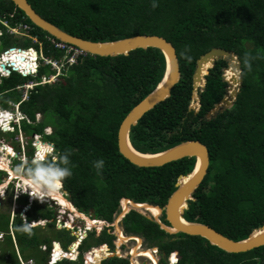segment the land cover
<instances>
[{"label":"trees","instance_id":"trees-1","mask_svg":"<svg viewBox=\"0 0 264 264\" xmlns=\"http://www.w3.org/2000/svg\"><path fill=\"white\" fill-rule=\"evenodd\" d=\"M28 2L47 21L85 40L113 42L136 35H157L172 43L180 62L181 81L168 100L132 128L134 148L142 154H158L188 141L205 144L210 152V167L194 195L195 200L190 201L185 219L210 226L234 241L247 239L254 230L264 226V0H157L159 6L155 9L151 0ZM5 23L12 27L22 23L30 25L31 34L40 37L44 44L45 56L62 58V53L49 50L45 36L52 37L33 25L11 0H0V30L3 31L0 53L17 47V39L7 33ZM25 45L20 47L40 48L32 39H27ZM214 48L233 51L239 56L243 87L234 107L208 120L207 113L226 94L225 61L217 62L206 77L199 114L190 111V102L197 60ZM17 54L16 50L9 52L3 64L13 66L14 63L26 75L36 71L31 62L34 57L20 54L28 60L20 64ZM0 71H3L1 65ZM165 71L166 61L158 49H140L117 57L87 54L80 56L77 64L67 67L56 84L35 87L26 101L19 88L31 81L40 83L43 76L55 72L44 65H40L36 77H24L12 71L0 79V105L4 110L19 105L28 118L20 125L26 138L42 136L44 142L53 144L55 152L70 153L72 176L64 181V190L80 212H93L96 219L112 222L123 199L165 207L177 190L179 177L188 176L195 169L196 158L141 169L125 159L118 149L121 123L156 89ZM227 79L233 83L232 71L227 73ZM38 114L42 115L40 122H37ZM10 122L0 118V125ZM47 127L53 129L51 135H45ZM0 133L11 136L12 140L19 136L18 128L16 133L2 130ZM31 142L32 139L31 151L27 153L30 159L35 152ZM45 145L39 144L38 150ZM14 148L21 152L19 143ZM101 159L104 166L98 170L93 162ZM0 174L4 173L0 171ZM13 198L11 191L6 200L11 202ZM18 202L27 206L28 197L22 196ZM155 210L157 215L161 213ZM55 213L54 209L36 201L26 213V222L51 221ZM165 218L164 215L162 221L169 226ZM6 223L5 231L0 230L3 235L0 264H21L20 257L25 262L31 260L32 264H48L52 242L74 241L69 231L57 229L55 221L44 227L50 236L41 226L23 231L19 215L13 220L9 216ZM123 225L127 235L141 237L149 247L158 249L159 264H168L172 254L171 258L176 260L178 255L177 264H264V247L229 254L201 237L171 235L136 211L125 216ZM104 239L113 240L114 236L107 230L94 240L101 245ZM78 246L72 245L70 252L75 253ZM42 247L48 250L43 251ZM81 249L91 248L87 249L85 242ZM109 253L105 247L95 248L88 258L99 264L111 256ZM62 258L63 252L57 248L54 261ZM58 264H69V261ZM102 264H130V261L114 257Z\"/></svg>","mask_w":264,"mask_h":264},{"label":"water","instance_id":"water-1","mask_svg":"<svg viewBox=\"0 0 264 264\" xmlns=\"http://www.w3.org/2000/svg\"><path fill=\"white\" fill-rule=\"evenodd\" d=\"M11 1L37 28H40L59 41L78 47L87 54L100 57L128 56L133 51L150 48L158 49L163 53L166 61L164 77L156 89L136 105L121 123L118 131V149L125 159L141 169L163 167L185 158H196V166L194 171L188 176L179 177L176 184L177 190L172 194L166 206L163 208L155 204H139L130 199H123L122 201H128L135 206L134 208L131 207L127 213H124L122 209L124 218L131 211H136L156 222L162 230L171 235L182 233L192 237H201L206 239L211 245L229 254L247 253L264 247V226L258 230H254L247 239L234 241L210 226L200 223H190L185 219L184 215L190 208V201L195 200L194 195L197 189L203 184L210 167V152L205 144L199 141H188L158 154H142L134 148L131 142L130 134L132 128L137 126L139 121L147 113L155 109L157 105L168 100L172 96L173 89L181 81L180 62L176 48L172 43L166 38L157 35H136L113 42H93L85 40L77 36H72L47 21L36 12L28 0ZM17 58L20 63H23L25 60L24 57L18 56ZM222 60L227 63V68L223 69V80L227 83L226 95L208 115V120H212L218 114L231 109L237 101L243 87V68L239 56L233 51L214 48L197 60L193 76V94L190 111H197L196 113L200 111L201 93L204 92L206 87V77L209 76L210 70L216 66L217 62ZM1 68L5 70L6 74L9 75L11 73V71L6 69L4 64H1ZM13 71H17V68H14ZM230 71L233 73L237 71L238 76L234 77L235 79L233 80L235 84L230 83L227 79V73ZM7 130L6 127L3 128L4 132ZM37 149H39V146ZM188 177L190 179L183 183L182 180ZM141 207H145L146 209L144 210ZM30 208L31 206L28 207V209ZM150 208L158 209L161 211V214L158 216L155 214L152 215ZM164 213L165 220L169 223V226L162 221Z\"/></svg>","mask_w":264,"mask_h":264},{"label":"clouds","instance_id":"clouds-1","mask_svg":"<svg viewBox=\"0 0 264 264\" xmlns=\"http://www.w3.org/2000/svg\"><path fill=\"white\" fill-rule=\"evenodd\" d=\"M151 6H152L153 9L158 7L159 5H158L157 0H151ZM4 26L6 27L7 33H9L11 35L20 36V37L27 38V39H32V38H28V37L22 36L21 33L20 34L12 33L11 29H13L15 26L12 27V26L6 25V24H4ZM2 35H3V31L0 30V36H2ZM36 38L38 39L37 42L34 39H32V40H33L34 43L38 44L39 47L42 48L41 50L40 49L37 50L34 47H30V48L12 47V48H9V49H7V50H5L3 52L4 55H8L9 52H11L13 50H16V52H18L17 55L27 53V54H29V56H31V58L34 57V60L31 61V62L36 67V71H32L31 73H29L27 75L24 74L22 71H14V72L20 73L24 77H28V76L36 77L38 75L40 65H43V56L45 55L44 54L45 51L43 50L44 44H43V42H42L40 37L36 36ZM45 38L49 42V44H48L49 45V50L57 52V50H55L52 47V44H51L52 42L51 41H52V39L57 41V42H62V41H59V40H57L54 37L50 38L49 36H45ZM3 54H1V55H3ZM34 55H36V56H34ZM246 62H247V60H246ZM44 66H46V65H44ZM71 66H73V65H69L67 63V66H66L65 69H67V67H71ZM50 67H51V71L55 72L54 74L51 73V75H49V76H43L40 83L35 82V81H31L32 83L29 82V83L25 84L23 87L19 88V89H22V91H23V97H22L23 101L28 100L30 92L33 89H35V87L39 86L40 84L41 85H51L52 84L51 82H49L51 80L50 78H56L55 74L58 72V70L54 69L52 66H50ZM6 69L12 72L14 68L13 67H11V68H7L6 67ZM4 72H5V70H4ZM62 74H63V71L60 72L59 75L57 76L58 80L62 77ZM7 76H8V74H7ZM3 77H6V75H4ZM55 83H57V82H55ZM30 84H32L31 87H30ZM25 95L27 96L26 99L24 98ZM190 105H191V102H190ZM15 106H18V108H19V105H15ZM15 106L13 105L14 108H15ZM6 111H8L7 113H9L10 115H12L14 117L13 118L14 121L12 120V122H11L12 124L9 125V127L14 128V131L7 130L6 132H4L3 131L4 127L2 128L3 124H1L0 130H2L4 133H7V132L16 133V130L18 128L19 135L22 134L21 130H20V124L24 120H26L28 118L20 111V109H19L20 113H19V111L17 112L15 110L12 111V112H11V110H6ZM21 116L24 117V118L21 119ZM5 127L8 129V126H5ZM49 129H51V128L49 127ZM46 130H48V128L45 129V131ZM51 131H52V129H51ZM51 134H52V132H50V134L45 133V135H51ZM31 139H32V142H34V136L31 137ZM32 142H31V146H32ZM41 143L47 144L48 146L45 145L42 150L34 152L33 156L31 157V159L29 161H27L24 164L16 165L12 171H13V174H14V176L16 178L15 181L16 182L18 181V184H19V187H18L17 191L15 192L16 195L19 196L20 194H23V196H27V197L30 196L31 198L35 199L37 202L39 201V202L43 203L46 200H49V199L52 200L54 196L59 195L60 190L63 187L64 181L67 178L72 176V170L69 167V164H70L69 155H70V153H68V152H64V153L55 152V149H54L53 145H51L49 143H46L43 140L40 141L39 144H41ZM33 148L35 150L37 149L35 147H33ZM103 166H104V161L102 159L93 162V167L98 169V170L102 169ZM73 167H74V165H73ZM0 171L3 172L4 174L6 173V174L9 175V173L6 170L2 171V169H1ZM3 187H4V185H0V189H3ZM0 197H2V195H0ZM4 198H5V195H4ZM22 219H24V221H27L23 217H22ZM95 221H98L97 223L106 222V221L99 220V219H96ZM32 224L33 223H31V224L23 223V226L21 227V229L23 231H29ZM39 226H41V225H39ZM63 230H66V229H63ZM55 246L56 245H53L52 250H50V258H49L48 264L51 261L52 251L54 249L56 250ZM70 253H71V255L74 254V253L72 254V252H70V251L63 252L64 258L61 259L59 262H55L54 264H58V263H60L62 261H65V260L78 262L79 261V255L74 254L75 257H76L75 259H72V258L68 259L67 258V255L70 254ZM89 253H87L86 255H88ZM83 262H84V260H83Z\"/></svg>","mask_w":264,"mask_h":264},{"label":"rangeland","instance_id":"rangeland-1","mask_svg":"<svg viewBox=\"0 0 264 264\" xmlns=\"http://www.w3.org/2000/svg\"><path fill=\"white\" fill-rule=\"evenodd\" d=\"M6 25H8V24H6ZM14 38L17 39V42H16V46L17 47H20V45L21 46H24L26 44L27 38H23V37H20V36H15ZM25 47H27V46L25 45ZM39 49L41 50L42 48L40 47ZM43 50L45 51V48L44 47H43ZM3 52L4 51H2L0 53V64H3L4 63L5 56H7V55H4ZM1 54H3V55H1ZM7 68H10V67H7ZM4 75L7 76V74L4 72V69H3V71H0V79ZM50 79L51 80L49 82L52 83L51 85H54L55 82H58L59 81L57 78H50ZM30 83H32V82H30ZM31 85L32 84H30V87H31ZM24 98L26 99L27 96L25 95ZM9 110H11V112L14 111V110L18 112L19 111V108L18 107H15V108L12 107ZM195 112H197V111H195ZM41 120H42V118H38V121H41ZM52 131H53V129H52ZM47 132L50 133L51 132V129L48 128V130H46L45 133H47ZM10 137L11 136H9V135H6L5 136V135H3V134L0 133V162L3 161V165L0 168L2 169V171H4V166H5V163H6V165H8V166L5 169H7L11 174H13V171L12 170L14 169V167L16 165H18V164H24V163H26L27 161L30 160L29 157L26 158V153H28L29 151H31V149H30V146H28V144H27L29 139H26L23 133L20 134L18 137H16L14 140H12ZM17 139H19V142L17 141ZM42 140L44 141V139H42ZM16 143H19L20 144L21 152H19V151H17L15 149L16 154H13L14 156H10L9 154H12V152H13L10 148L14 147V145H16ZM8 147H10V148H8ZM10 173H9L10 178H7L8 177V174H6V173L5 174H0V185H4L3 189H0V195H2V197H0L1 198L0 199V230H3V231H5V227H6V224H7L6 222H7V219H8L9 216L11 217L12 220L14 218H16L17 215H19L21 218L23 217V218H25L27 220L26 213L23 214V206H22L23 203L20 202L22 204L21 205V204L17 203V201H16L18 198H21L23 196V194H21L20 196H17L16 195L15 192L17 191V189L19 187V184H18V181L17 182L15 181L16 178H15L14 174L13 175H10ZM9 179H11V180H9ZM10 181H12V182H10ZM12 190L14 192V198L10 202V201H7L6 198L11 193ZM4 195H5V198H3ZM22 202H24V201H22ZM66 202H67V200H66ZM11 203H12V206L10 207ZM121 203L123 204V201ZM122 204H120L119 211L113 217L114 218L113 219L114 221L109 222L108 224H106V222L105 223L102 222V223H100V225L101 226L107 225L108 227L110 225L112 228H113V226H115V228H116L117 227L116 225H118L119 226V229H120V227L122 228V225H123L122 224L123 223V220L122 219H124L123 211L129 209V206L128 205H127V207H125V209H124V206L122 208ZM52 205H54V204L52 202H50V205H48V206H52ZM61 206L64 207V208H66L63 205H61ZM70 207H71L70 209H72V206H70ZM122 209H123V211H122ZM60 212H64V211L63 210H60V209L59 210L57 209L58 216L59 217H63L64 220L65 219L67 220V218H69L70 215H73L71 212H68V215H60L59 214ZM73 217H74V215H73ZM79 217L81 219H83V218L86 219L83 215H79ZM22 221H23V223L26 222V221H24V219H22ZM80 221L78 220V222H79L78 225L80 227H82V225H83L82 224V220H80ZM89 224H91V223L89 222ZM39 225H41L42 228L45 229V232H47V235L50 236L51 233L48 232L47 228H44L45 225L43 223H40L39 222V223H37L36 226H39ZM70 226L71 227H74V225H71V223H69L68 224V227H70ZM70 234H72V232H70ZM2 236L3 235L1 234L0 235V239H1ZM125 236L128 237V236H133V235H127V234H125ZM71 241H72L71 239H65V240H62L61 241L64 250H67L66 249L67 248V245H69V243ZM126 242H125L126 244L123 246V248H124V251L123 252L124 253H121V255H122L121 257H123V259H129L130 264H155L153 261L149 260L147 257H142L141 254H139L137 256L132 255V251H133V249H135V245L137 243L135 241H129V239ZM53 245L54 244L52 242V248H53ZM95 245H97L96 242L90 240L87 243V249H89L90 247L95 246ZM52 248H51V250H52ZM45 249L47 250V247H42V250L43 251ZM155 249H157V248L156 247H149L146 244V241L143 239L142 248L140 249V252L145 251V250H150V251L155 252L154 251ZM17 251H19L18 248H17ZM156 253L157 252H155V255H154L155 256V260L157 261L156 264H159V261L161 259V254H160V252H158L157 254ZM132 259H133V261H132ZM171 259H172L171 257L168 258V264L173 263L172 261H170ZM177 259H178V257H177ZM1 264H5V263H1ZM69 264H83V259H81L79 263H70L69 262Z\"/></svg>","mask_w":264,"mask_h":264},{"label":"built area","instance_id":"built-area-1","mask_svg":"<svg viewBox=\"0 0 264 264\" xmlns=\"http://www.w3.org/2000/svg\"><path fill=\"white\" fill-rule=\"evenodd\" d=\"M32 31H33V28L30 26V25H28V24H18L17 26H15L13 29H11V32L12 33H16V34H20L21 33V35L22 36H24V37H28V38H32V39H34L36 42L38 41V39L36 38V36H33L31 33H32ZM52 43V47L55 49V50H57V52H60V53H63V56H62V58L60 59V60H55V59H52V58H47V57H45V55L43 56V65H46V66H52L54 69H57L58 70V72L55 74V77L57 78V76L59 75V73L60 72H62V71H64V69L66 68V66H67V63L69 64V65H74V64H77V60H78V58L80 57V56H85V55H87V53L86 52H84L83 50H81V49H79L78 47H76V46H74V45H70V44H67V43H64V42H57V41H55V40H53L52 39V41H51ZM66 60V61H65ZM15 107H18V106H15ZM8 111H6V110H3V109H1V107H0V114L1 115H3V114H7V115H9L10 117H11V119L14 121V117L12 116V115H10L9 113H7ZM20 113V112H19ZM24 117H22L21 116V119H23ZM18 120V119H17ZM6 122H8V121H6ZM12 122V121H11ZM9 123V124H3V126H2V128L3 127H5V126H8V130H11V131H14V128H11V127H9V125H11L12 123ZM47 134H50V133H48L47 132ZM27 139V138H26ZM41 139H42V137L41 136H38V135H35L34 136V142H32V147H35V148H37V146H38V144L40 143V141H41ZM17 141L19 142V139H17ZM27 144H29V143H27ZM6 147V146H5ZM12 149V151H13V154H16V152H15V149L12 147L11 148ZM36 151H39L38 149H36L35 150V152ZM13 154H10V156H14ZM28 157V155H27V153H26V158ZM1 169V168H0ZM10 178V177H9ZM11 182V181H10ZM21 195V194H20ZM19 195V196H20ZM4 198V197H3ZM22 198V197H21ZM28 198H29V202H30V204L29 205H27V206H25L24 208H23V214H25V212L27 211V209H28V207L30 206V205H32V203H34L36 200L35 199H33V198H31L30 196H28ZM19 199V198H18ZM17 199V200H18ZM39 202V201H38ZM45 202H47V200L45 201ZM45 202H43V203H45ZM41 203V202H40ZM74 222H75V219H74V217H73V215H70L69 216V218H68V220H64L63 219V217H59L58 216V220H57V226H59L60 227V229H67V230H72V232L74 233V231H75V229H74V227H68V224L69 223H71V225H74ZM98 221H95L94 223H97ZM26 223V222H25ZM43 224H44V222H43ZM33 226H36V224L35 223H33L32 225H31V227H33ZM2 238V237H1ZM46 250V249H45ZM56 250L54 249L53 251H52V254H51V261H50V263L49 264H54L55 263V261H54V258H55V252ZM109 251V250H108ZM155 252H157L158 253V250L157 249H155L154 250ZM156 253V254H157ZM74 254H76V255H79V248L77 247V249L75 250V253ZM89 254H91V252L89 253ZM88 254V255H89ZM109 254H111V253H109ZM88 255H86L85 256V259H84V264H89V263H91V264H95L96 262H94V261H92V260H90L89 258H88ZM174 254H172L171 256H173ZM112 256V255H111ZM110 256V257H111ZM120 258H123V257H121L122 255L121 254H119L118 255ZM170 256V257H171ZM176 257H178V255L176 254ZM76 257H73L72 259H75ZM109 258V257H108ZM89 262V263H88ZM33 262L32 261H29V263H25V262H23V260H21V264H32ZM178 263V259L175 261V262H173V263H171V264H177Z\"/></svg>","mask_w":264,"mask_h":264},{"label":"flooded vegetation","instance_id":"flooded-vegetation-1","mask_svg":"<svg viewBox=\"0 0 264 264\" xmlns=\"http://www.w3.org/2000/svg\"><path fill=\"white\" fill-rule=\"evenodd\" d=\"M215 107H213V109H214ZM212 109V110H213ZM212 110H210L209 111V113H207V115H206V118L208 117V115L211 113V111ZM197 114H199V113H196L195 112V115H197ZM38 118H42V115H40V114H38L37 115V122H40V121H38ZM208 119V118H207ZM47 128H49V127H47ZM46 128V129H47ZM51 128V127H50ZM52 129V128H51ZM52 133H53V131H51ZM35 136V135H34ZM43 139V138H42ZM177 184V183H176ZM163 208V207H162ZM71 211V213L74 215V219H75V222H74V229H75V231H74V233H73V235H74V242L76 243V244H79V246H78V248L79 249H81L82 248V246L84 245V243L85 242H89L90 240H93V241H95L96 242V240H94L96 237H101V235L103 234V232L104 231H107L108 230V233L110 234V235H112V236H114V239L113 240H107V239H104V243L103 244H101V246H103V245H107V247H105V248H107V250H110V252H111V255L112 254H117V255H119V254H121V253H124L123 251H124V248H123V246L127 243H125V239H129V241H135L137 244L135 245V249L136 248H138V250L136 251V252H140V249L142 248V243H143V238H141L140 237V242H138L137 240H136V237H132V236H128V237H126L125 236V234H126V232H125V229H124V225H122V228L120 227V229H119V226L118 225H116L117 227L115 228V226H113V228L109 225V227L107 226V225H103V226H101L100 225V223H94L95 222V220H96V218H93L94 216H93V212H91V213H89V214H86V213H83V212H80L79 210H78V208L77 207H75L74 206V209L72 210V209H70ZM79 215H83L86 219H81L80 217H79ZM164 215H165V213H164ZM163 215V216H164ZM162 216V217H163ZM166 219V218H165ZM78 220L80 221V220H82V227H80L79 225H78ZM91 223V224H89V222ZM104 221V220H103ZM81 222V221H80ZM109 222H107L106 221V224H108ZM118 223V222H117ZM123 224V223H122ZM115 231V232H114ZM92 238H94V239H92ZM139 238V237H138ZM100 246V245H99ZM93 247H96V246H93ZM90 248H92V247H90ZM158 250V249H157ZM133 251H134V249H133ZM133 251H132V255H134L133 254ZM151 252V254L154 256L155 255V252H153V251H150V250H145V251H142L143 253L144 252ZM119 252V253H118ZM159 252V251H158ZM74 257V256H73ZM133 257V256H132ZM142 257H147V256H142ZM154 258H155V256H154ZM148 259L149 260H151V261H153L152 259H150L149 257H148ZM132 261H133V259H132ZM89 263V262H88ZM156 263H157V261H156ZM89 264H91V263H89Z\"/></svg>","mask_w":264,"mask_h":264},{"label":"crops","instance_id":"crops-1","mask_svg":"<svg viewBox=\"0 0 264 264\" xmlns=\"http://www.w3.org/2000/svg\"><path fill=\"white\" fill-rule=\"evenodd\" d=\"M6 116H7V118L8 117H10L9 115H7L6 114ZM27 139H29L28 140V143H29V141L31 140V138L29 137V138H27ZM50 144V143H49ZM51 145H53V144H51ZM28 146H29V144H28ZM8 177H9V175H8ZM7 177V178H8ZM60 193H61V195H63L64 196V199H66L68 202H70L71 203V205H72V210L74 209V204L72 203V201H71V197L69 196V194L64 190V186L62 187V189L60 190ZM17 201V203H19L18 202V200H16ZM48 202H45V203H40V202H38V204H40V205H47V207H49V208H52V209H54V211L56 212L55 213V219L54 220H51V221H44V220H38V221H35V222H32V223H35L36 225H37V223H43L44 222V225L46 226L49 222H53V221H55L56 222V225H57V220H58V214H57V209L59 210H63L64 212H60L59 214L60 215H68V212H70V209H67V208H64V207H62L61 205H60V203H59V201H58V199H56L55 197H53V199L52 200H47ZM50 202H52L54 205H52V206H48V205H50ZM20 204V203H19ZM30 204V202H29V198H28V204L27 205H29ZM22 205V204H21ZM32 205H33V203H32ZM32 205H30L31 206V208H32ZM23 206V208L26 206V205H22ZM30 208V209H31ZM30 209H27V211L28 210H30ZM27 211L25 212V213H27ZM93 218H95V217H93ZM15 219V218H14ZM67 220H68V218H67ZM100 220V219H99ZM37 222V223H36ZM27 223V222H26ZM105 223V222H104ZM34 227H38V226H33V227H31V228H34ZM42 227V226H41ZM57 229L58 230H63V229H60V227L59 226H57ZM66 231H69V232H72V230H67L66 229ZM71 236L72 237H74V235H73V232H72V234H71ZM75 241V240H74ZM70 242L69 243V245H67V250H64V248H63V246H62V243H60V242H53V244L54 245H56V246H60V248H61V250L63 251V252H67V251H70V247L72 246V245H74V243L75 242ZM96 247H92L91 249H89L88 251L86 250V251H82V249H79V261L78 262H74V261H70V260H67V261H69L70 263H79L80 262V260L81 259H83L84 260V258H85V256H86V254L87 253H89V252H92V251H94L95 250V248H102V247H107V245H103V246H99V245H95ZM52 248V247H51ZM108 248V247H107ZM47 250H48V248H47ZM46 250V251H47ZM51 250V249H50ZM45 251V250H44ZM109 252H110V250H109ZM18 253H19V251H18ZM114 257H117V258H120L117 254H112V256L111 257H109V258H106V259H103L99 264H102L104 261H106L107 259H110V258H114ZM49 258H50V254H49V257H48V261H49ZM123 259V258H122ZM20 260H22V258L20 257ZM31 261V260H30ZM23 262H25L24 260H23ZM20 263H21V261H20ZM25 263H29V261L28 262H25ZM84 264V263H83ZM97 264V263H96Z\"/></svg>","mask_w":264,"mask_h":264},{"label":"bare ground","instance_id":"bare-ground-1","mask_svg":"<svg viewBox=\"0 0 264 264\" xmlns=\"http://www.w3.org/2000/svg\"><path fill=\"white\" fill-rule=\"evenodd\" d=\"M18 56H20V55H18ZM18 59V58H17ZM25 59V58H24ZM26 60V59H25ZM25 60L23 61V63H20L19 61V63L20 64H24V63H26V62H28V60H26V62H25ZM5 65V64H4ZM12 65L14 66V64L12 63ZM6 67H13V66H7V65H5ZM13 68H15V66L13 67ZM17 68V67H16ZM17 71H19V70H17ZM23 72V71H22ZM2 75V74H1ZM236 76H238V74H237V71H236V73H233V80L235 79L234 77H236ZM232 84H235L234 83V81H233V83ZM0 118L1 119H10L11 121H12V119H11V117H8L7 118V116L5 115V114H3V115H1L0 114ZM12 154H13V152H12ZM3 165V161H1L0 162V167ZM8 165H6V163H5V166H4V170H6L8 173H10L7 169H5L6 167H7ZM198 169V168H197ZM12 172V171H11ZM10 175H13V174H11L10 173ZM10 177V176H9ZM190 177V176H189ZM187 178L186 180H184L183 181V183L184 182H187L188 181V179H190V178ZM12 179V178H11ZM11 179H9V180H11ZM56 199H58V201H59V203L61 204V205H63V206H65L66 208H68V209H70L71 207L70 206H72L71 205V203L70 202H66V199H64V197H63V195H61V193H59V195H57V196H54ZM127 205L129 206V209L128 210H124V213H127L129 210H130V208L131 207H135L132 203H130V202H128V201H123V206H124V209H125V207H127ZM142 209H146L145 207H141ZM123 213V214H124ZM150 213L153 215V214H155V215H157V212H156V210H155V208H150ZM161 213H159L158 215H160ZM157 215V216H158ZM136 240L138 241V242H140V238H138V237H136ZM126 241H128V239H125V242ZM57 248H60V246H57L56 247V249ZM61 249V248H60ZM138 250V248H136V249H134V251H133V254L135 255V256H137V255H139V254H141V256H147V258L149 257L150 259H152L153 260V262L156 264V260H155V258H154V256L151 254V252H136ZM69 255V254H68ZM67 258H69V259H71V258H73V255H70V256H67ZM63 259V258H62ZM60 261V260H59ZM59 261H57V262H59ZM172 262H175L176 261V259H172L171 260Z\"/></svg>","mask_w":264,"mask_h":264}]
</instances>
